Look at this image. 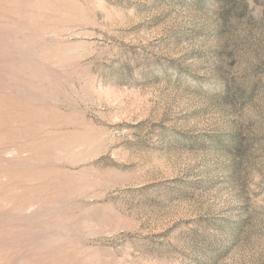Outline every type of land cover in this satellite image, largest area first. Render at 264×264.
Here are the masks:
<instances>
[{
	"label": "rangeland",
	"instance_id": "1",
	"mask_svg": "<svg viewBox=\"0 0 264 264\" xmlns=\"http://www.w3.org/2000/svg\"><path fill=\"white\" fill-rule=\"evenodd\" d=\"M0 264H264V0H0Z\"/></svg>",
	"mask_w": 264,
	"mask_h": 264
}]
</instances>
